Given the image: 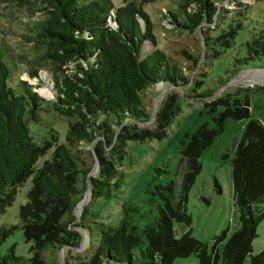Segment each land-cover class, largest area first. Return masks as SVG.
Wrapping results in <instances>:
<instances>
[{"label": "trees", "instance_id": "trees-1", "mask_svg": "<svg viewBox=\"0 0 264 264\" xmlns=\"http://www.w3.org/2000/svg\"><path fill=\"white\" fill-rule=\"evenodd\" d=\"M34 1L44 16L32 39L45 47L39 65L55 67V88L46 102L26 82L13 85L22 57L0 39V217L29 184L18 223L0 225V264H57L61 250L80 245L81 232L96 249L86 264H173L190 255L196 264H216L220 257L222 264H243L247 256L251 264H264V248L251 256L256 228L264 221V126L256 121L245 125L231 162L240 228L220 255L225 234L213 239L210 251L189 233L173 235V222L190 224L187 191L200 171L203 151L224 131L227 118L242 121L248 115L247 101L236 99L237 92L204 102L200 112L209 119L179 146L185 168L181 192L173 182L153 186L150 193L161 202L153 221L139 228L125 204L115 227L98 222L91 205L78 220L74 214L87 189L92 201L121 196L127 143L165 138L180 113L178 89L193 82L192 99L212 96L213 90L197 94L194 86L202 82L190 78L201 60L211 63L231 52L234 74L257 68L264 59V10L247 7L229 14L215 5L225 0H180L164 19L180 33L201 29L202 44H194L200 51L180 43L177 50L163 51L155 46L154 24L144 10L155 0H122L118 6L109 0ZM190 6L195 11L187 12ZM210 25L217 27L209 30ZM70 65L73 72L63 74L61 67ZM29 76L37 78V70ZM227 81L218 79L216 89ZM159 85L170 92L152 118L147 91ZM51 113L66 123V143L51 144L58 141L49 129ZM151 118L152 127L140 126ZM18 231L30 246L28 260L16 255L14 246L6 247Z\"/></svg>", "mask_w": 264, "mask_h": 264}, {"label": "rangeland", "instance_id": "rangeland-1", "mask_svg": "<svg viewBox=\"0 0 264 264\" xmlns=\"http://www.w3.org/2000/svg\"><path fill=\"white\" fill-rule=\"evenodd\" d=\"M113 6L121 4L122 0H109ZM180 0H155L144 6L153 21L155 46L163 51L177 50V44L188 46L189 49L198 50L202 41L201 29L194 34L180 33L171 30L168 22L164 19L166 12ZM222 11L237 12L247 7L256 10H264V0H225L215 4ZM42 5L34 0H0V39L9 43L10 50L22 57L19 65L15 64L13 85L24 81L32 86L33 92L46 102L51 100L54 90L55 67L49 64H41V58L45 47L39 45L32 39L35 37V27L44 15L39 12ZM195 11L190 6L187 12ZM206 27V26H203ZM215 25L208 26L209 30L216 28ZM214 34V33H211ZM202 44V43H201ZM154 47V46H153ZM200 51V50H198ZM208 64V65H207ZM232 54L225 53L211 63L201 60L190 78L202 82L200 86H194L197 94L213 90L212 96L205 101L192 99V90L189 87L178 89L180 95V113L168 127L164 139L129 142L126 146L127 156L121 166L124 183L122 193L117 200L106 201L102 198L92 201L91 194L87 193L76 209V217L79 219L85 207L90 206L91 212L96 214L97 221L106 226L115 227L121 221L125 212L122 205L128 208V214L135 217L133 224L143 228L147 223L153 221L157 215L159 203L158 197L152 196L153 186L173 182L176 191L181 192L182 179L185 172L184 165L180 162L179 146L182 141H188L193 131L203 122L209 119L201 113L204 102L210 104L221 95L237 92L236 99L244 103L247 101L248 115L246 119L238 121L227 118L224 123V131L213 139L212 144L203 151L200 156V171L195 176L187 191L186 214L190 217L188 226H181L173 222V235L180 238L189 233L192 238L207 245L211 250L213 239L225 234V238L219 244V255L223 245L230 239L239 228V212L236 200L232 194L231 185V162L234 150L240 141L245 125L250 121L259 122L264 126V59L256 63L257 68L242 70L236 74L233 67ZM37 70V78H31V70ZM63 74L70 75L72 65L61 67ZM228 79L223 87L216 89L218 79ZM215 87V88H214ZM192 89V88H191ZM47 90L49 97L41 93ZM151 97L150 111L153 115L159 108L163 97L170 89L157 86L149 90ZM185 93V97H184ZM220 106L219 108H221ZM223 110V108H221ZM49 129L53 130L55 141L51 144L66 143V123L51 113ZM151 121L140 124L150 128ZM35 133V131H34ZM45 136H38L42 141ZM187 137V138H186ZM29 184L18 192L11 207L0 217V225H15L18 223L17 215L21 205L26 202L25 194ZM89 195V196H88ZM85 203V204H84ZM81 206V207H80ZM136 208L133 212L131 209ZM77 219V220H78ZM78 222V221H77ZM76 222V223H77ZM80 231V230H79ZM81 232V231H80ZM82 234V232H81ZM83 237V234H82ZM87 238L83 237L77 248L61 250L56 256L57 264L88 263L94 255L95 250L89 248ZM14 246L15 253L26 260L31 258L29 245L24 241L21 231L9 238L6 247ZM264 248V221L256 228V237L252 241L251 256L257 255ZM194 255L185 258H177L173 264H196ZM112 264V263H111ZM216 264H222L221 257ZM243 264H251V257L247 256Z\"/></svg>", "mask_w": 264, "mask_h": 264}, {"label": "bare ground", "instance_id": "bare-ground-1", "mask_svg": "<svg viewBox=\"0 0 264 264\" xmlns=\"http://www.w3.org/2000/svg\"><path fill=\"white\" fill-rule=\"evenodd\" d=\"M41 93L44 95V97H49V96H50L47 90H43ZM87 193H90V190H89V189H88ZM87 193H86V194H87ZM88 196H89V195H88ZM85 198H86V197H85ZM82 202H83V201H82ZM84 204H85V203H84ZM80 207H81V206H80ZM75 214H76V211H75Z\"/></svg>", "mask_w": 264, "mask_h": 264}, {"label": "water", "instance_id": "water-1", "mask_svg": "<svg viewBox=\"0 0 264 264\" xmlns=\"http://www.w3.org/2000/svg\"><path fill=\"white\" fill-rule=\"evenodd\" d=\"M153 115H154V111H153ZM153 115H152V118H153ZM152 118H151V119H152ZM87 191H88V189L86 190L85 195H86ZM85 195H84V197H85ZM83 199H84V198H83ZM83 199H82V200H83ZM82 200H81V201H82ZM75 210H76V209H75ZM74 214H75V212H74ZM75 218L78 219V218L76 217V215H75ZM82 234H83V232H82ZM83 237L85 238V235H84V234H83Z\"/></svg>", "mask_w": 264, "mask_h": 264}]
</instances>
